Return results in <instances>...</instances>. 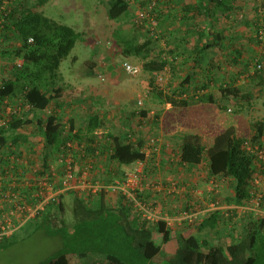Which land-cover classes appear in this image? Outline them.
Returning <instances> with one entry per match:
<instances>
[{"label":"trees","instance_id":"trees-1","mask_svg":"<svg viewBox=\"0 0 264 264\" xmlns=\"http://www.w3.org/2000/svg\"><path fill=\"white\" fill-rule=\"evenodd\" d=\"M45 1L40 0V3L43 4ZM161 1L157 0L151 12V16L156 21V26L153 27L145 20L134 21L136 12L144 7L146 0H100L107 20L119 25L118 31L112 34L116 43L120 45L123 56L135 55L143 60L142 70L148 73V93L156 104L169 103L173 107L183 108L194 102L185 99L187 84L185 83V71L189 76H199L196 71L197 65L209 61L210 57L206 50L213 47L214 43L213 36H208L206 31L208 29L212 31L210 25L216 12L215 9L228 8L230 0H195L193 6L190 3L187 5L185 3L174 4L173 9L170 7L174 13L167 8L168 5L160 6ZM18 2L19 0H0V8L3 7L0 13V36L3 37L1 40L9 42L8 33L15 31L20 43L18 46L13 45L8 47L9 49H4L2 54L10 60L21 58L22 61L20 66L12 64V76L0 85V119L6 107L13 110L6 113V125H0V167L4 177L0 184V204H3L4 193L8 191L20 196L25 195L31 201L30 204L33 203L35 198L31 195L34 193V186L37 184L41 171L47 174L51 165L54 167L57 165L59 169L64 164V161L60 162L57 156L61 151L65 152L61 146L66 140L74 143V149H72L74 154L87 155L81 157L80 163L86 162L89 155L96 158L98 154L101 159L103 156L105 158L103 167L100 164L97 165L101 168L100 172L109 174V178L114 175V172H111V166H114L118 174L122 175L136 161L144 159L141 148L146 143L148 135L158 137L163 143H168L171 150L168 153L173 154L175 164L177 163L180 167L203 166L204 163L209 178L212 180L216 177L222 178L227 182L226 187L229 193L225 195L213 191V197L211 196L208 201L215 207L205 213L198 225H194L193 221L195 219L197 221V216H195L191 219H183L185 226L178 227L177 230L173 229L165 219L159 217L160 213L164 214L167 211L164 204L154 200L149 201L145 195L148 190L157 193L164 191L165 198L177 200L178 191L171 193L167 191L170 181L162 182L156 177H148L150 174H156L157 168L160 167L159 164H153L155 157L149 160L150 164L144 168L143 174L147 178L143 180V183H159L157 187L160 189L148 188L137 194L140 203L152 214L151 216L135 207L133 202L125 199L120 192L117 195H110L104 191L84 193L79 190H64L57 195L55 200L47 203L42 211L26 221L22 227L8 236L0 235V249L15 242L19 231L25 233L31 229L42 230L49 236L59 238L62 243V249L42 264H264V218L254 216L248 211L239 220L232 222L230 219L237 215V207H244L250 202L253 189L259 190L254 183V178L257 171L262 168L258 169L259 159L246 150L244 145L248 140L253 144L258 143L261 147L264 140V120L252 123L253 130L248 139L246 135L240 136L236 127L230 125L215 135L208 145L202 143L198 134L178 132L174 135L177 138L176 141L178 140L176 145V142L171 140L170 142L166 135L162 137L149 133L143 137L137 135L140 123L144 126L147 124L150 127L154 126L158 131L159 116L162 112L160 109L156 112H149V109L140 106L142 101L139 99L135 106L139 109H135L136 112L134 108H132L133 111L130 110V118L136 117L132 118L134 119L132 122L124 124L125 121L128 123L131 119L124 112L119 115L118 122L115 124L116 127H120L118 134L108 131L102 134L103 139H97L95 131L103 126L105 115L101 114L100 109H94L84 112L85 133L83 134L82 129H78L76 135H72L74 117L67 119L65 126L56 113L62 108L61 103L59 105L57 101L62 97H69L71 93L64 84L59 82L60 76L57 70L60 62L68 57L83 34L76 32L71 26L59 23L30 8L16 21H12V5ZM137 2L140 4L138 10L132 5ZM252 2L256 7H261L264 13V0H253ZM164 3L168 4V0ZM185 11L200 13L206 18V27L201 28L197 25L194 17L190 22L189 19L192 18L185 17ZM130 16L133 18L134 31L123 30V33H120L122 30L120 25L125 24V20L127 21ZM260 18L264 20V15L257 16L253 25L258 27L259 21L262 20ZM171 19L178 20L179 24L176 27L178 35L170 39L167 33L170 36L174 31L168 32L169 25L166 24L165 27L163 25L166 20L169 22ZM158 27L162 30L159 31ZM189 32H198L199 36H195L194 39L189 36ZM137 34L144 37V41L136 42ZM256 34L258 38V33ZM29 38H32V42H28ZM158 39L163 41L165 48H160L158 51L149 50L150 45L154 41L158 42ZM203 39L206 41L204 42ZM214 40L223 42L226 39L216 37ZM231 40L235 41V39ZM259 40L260 43L264 42V38L262 40L258 38ZM168 53L172 57L167 58ZM262 54L263 61H260L263 64L262 68L255 69L253 74L248 75L250 80H256L255 84L260 87H264V54ZM178 57H183V59L180 61ZM186 63H191L188 69L185 67ZM167 66L170 80L166 84L163 78L166 77L164 70L168 68ZM179 72L183 79L173 81ZM83 73L89 78L96 77L95 65L93 63L85 65ZM138 73L139 69L134 74H127L134 76ZM205 74L207 76L206 71ZM244 87L239 83L234 85L228 82L221 88L223 97L236 105L233 109L238 115L243 109L242 102L247 101L249 107L254 98V94L242 89ZM92 100L97 102L94 97ZM139 101L140 104H138ZM200 101L213 102L205 96L196 99V102ZM227 104L228 102L225 101L220 106L226 110ZM3 115L5 116V111ZM167 124L164 129L170 127L169 123ZM29 126L34 127V130L28 131ZM34 136H39L41 139L42 151L41 162L36 171H32V163L28 165V160L32 161L31 157H26L27 153L24 156L25 149L30 150L32 145L30 140ZM82 138L87 142L84 146L81 144ZM164 146L162 144V148H165ZM162 153L168 154L165 149ZM4 156H16L21 160L26 157L27 162L9 167ZM24 172L29 176L31 174V177L25 180L28 185L22 183L18 186L19 180L16 179L10 187L8 178ZM93 176L91 182L94 183L96 181ZM109 181L111 179H100L98 182L108 183ZM110 196H115V199ZM189 205L191 206V203L187 201L185 209ZM223 205L234 207L221 208L220 206ZM156 206L160 207V213L155 212L154 207ZM191 209L192 207L187 211ZM1 212L0 209V214ZM193 212L192 209L191 213ZM230 222H232V228L227 231L226 226ZM196 226H198L197 230L206 231L210 239L187 236L190 230L196 229ZM171 243L174 246L172 250L167 247Z\"/></svg>","mask_w":264,"mask_h":264},{"label":"rangeland","instance_id":"rangeland-1","mask_svg":"<svg viewBox=\"0 0 264 264\" xmlns=\"http://www.w3.org/2000/svg\"><path fill=\"white\" fill-rule=\"evenodd\" d=\"M79 4H82L81 7H75V11L78 9V14H70L67 16H63L62 22L67 23L71 25V27L76 32H82L83 35H81V39L77 40L74 48L71 50L70 54L66 59H64L61 62L59 72L63 75L64 80L67 82L68 91H71L69 94L71 98H75L74 102L68 107L61 108V114H60V120L64 123L66 126V120L68 116H74V129H82L83 134L85 133V126L86 123L84 121L86 111H91L94 109H100L101 114H104L105 121L103 126L98 128L99 130L96 132L98 133L97 136H101V138H98V140L103 139L104 136H102L103 133L111 131L115 134H118L119 126L116 127L115 124L118 122L119 115H122L123 112L127 117H129L128 123L125 121L124 124H129L132 122V117L130 118V110L137 105V99L142 100L141 107H145L147 109L152 111H163L162 105L156 104V101L153 100V98L148 93L149 86H148V73L144 72L142 70V62L143 60L135 55H130L128 57H124L123 53L121 51V47L119 44L116 43L113 34L114 32L118 31L119 25L116 23H113L111 21H108L105 18L104 15V7L103 4H101L99 0V5L95 9L96 13V19L93 22V20H88L86 15L82 13L81 9L85 11L87 8L84 7L82 0H74ZM105 1V0H103ZM173 4H175V0ZM177 1V0H176ZM89 2H86L88 4ZM68 4V3H67ZM78 4V5H79ZM69 6H72L71 4ZM76 6V5H75ZM170 7L169 6V10ZM258 10L255 12V17L264 15L263 10L261 7H257ZM173 9V8H172ZM172 9L170 11H172ZM50 15L54 18H58V13L56 9L49 10ZM74 12V10H73ZM174 13V11H172ZM129 15V14H127ZM84 16V17H83ZM132 17L130 16L127 21L125 20V24L120 25V33H123V30L133 32L134 27L132 26ZM239 19V18H238ZM262 19V18H260ZM168 24L167 27L168 32H173L169 36L167 33V37L171 39V37L178 35L176 32V27H178V20L171 19L169 22L167 20L165 21L164 27ZM241 25V28L245 29V27ZM258 27L256 25L252 26L251 31V38L245 39L243 37L244 32L241 31L242 29L239 28V36L235 38L236 46L238 47H251L254 51L252 53L247 52L246 50H242V53L238 54L237 60L239 61L238 66L241 65V63L244 61L245 63H251V72H252V66L256 61H261V48H264L263 44L264 42L260 43V40L258 41V38H256V33H258L261 30V40L264 38V20H260L258 23ZM158 30L161 31L162 29L158 27ZM177 38V37H176ZM255 39V40H254ZM249 40H251L249 42ZM136 42H142L144 41V37L139 36L138 34L135 36ZM165 48V45L163 44V41L161 39H158L157 41H154L150 47L149 50L158 51V49ZM227 50V49H226ZM229 53V51H228ZM224 55V54H223ZM167 58L172 57L168 53L166 56ZM229 57H223V62L227 60ZM5 59V58H4ZM178 59L181 61L183 57H178ZM3 60V59H2ZM0 60V61H2ZM16 63L20 62L19 59H15ZM126 61L131 63L132 65H135L139 69V73L137 75H128L120 68L121 62ZM14 63V64H16ZM93 63L95 65L97 75L96 77H86L83 73V69L85 65ZM107 67H111L108 68ZM241 67V66H240ZM254 73V71H253ZM251 73V74H253ZM177 77H174L173 81H178L182 78L181 73ZM249 74V75H251ZM68 77V78H66ZM181 77V78H179ZM166 82L170 80V77L166 79V77L163 78ZM176 79V80H175ZM245 79V77H244ZM256 80H250V78L240 83L244 88V90L249 91L250 93L254 94V98L251 100V103L249 104L248 108H244L247 104V101L242 102L243 109L240 110V116L238 114L232 112L234 109V103L229 102L228 104H231V112H228L224 109H219V106L217 107L216 103L212 104H204L203 108L208 112L206 116H199L197 118L198 123L195 126L197 131L201 132L205 127L211 128L212 121L208 115H211L214 117L217 122H215V125H219L222 127V129L226 128L227 126H235L237 129V132L240 136H247V139L252 134V123H255L256 121L264 120V87H260L255 84ZM174 82V83H175ZM178 84V83H176ZM67 88V87H66ZM92 97L96 98L97 102H94L92 100ZM237 103V101H236ZM251 107V108H250ZM238 109V108H237ZM174 111L177 113L175 115H167V123L169 125L174 124L176 128V132L174 135H176L178 132H185V114H189L191 111L186 109L185 107L179 108L174 107ZM162 113V112H161ZM160 113V114H161ZM178 115V117H177ZM218 117V118H217ZM241 122V125L243 129L249 130L248 134H245L241 131V128H238V123ZM176 124V125H175ZM166 125V122H165ZM164 125V126H165ZM213 124V126H215ZM173 126V125H171ZM147 132L149 134L155 135V136H163L161 135L154 126L151 128H147L145 126ZM221 129V130H222ZM28 131L34 130V127L29 126L27 129ZM217 130V128L214 127V131ZM73 132V131H72ZM76 134L77 132L72 133ZM169 132V131H168ZM204 132V131H203ZM209 132V133H208ZM208 135L205 133L206 138H202L205 144L208 143V139L213 136V131H207ZM83 134L81 136L83 137ZM167 137V135H166ZM175 137V136H174ZM176 137L173 138L171 141L174 143L176 142V145L178 141H176ZM31 148L30 150L25 149L24 156L31 157V160L28 165L32 163V171L40 165L41 162V139L39 136H34L31 138ZM170 141V140H169ZM170 141V142H171ZM81 144L84 146L87 144L84 138L81 139ZM258 144V143H256ZM259 145V144H258ZM261 147L264 149V140L262 141ZM97 158V159H96ZM95 156L89 155L88 159H92V170H91V177L93 175L95 181H99L100 179L108 180L113 179L116 176H120L121 174H118V171L114 168V166H111L112 171L114 172V175L112 177L108 178L107 173L100 172V166L97 164H100L101 167H103V163L105 162V158L96 154ZM100 158V159H99ZM27 159V158H26ZM96 160V162H95ZM101 160V161H100ZM97 165V166H96ZM162 167V166H161ZM160 173L161 170H157L156 173ZM31 173V172H30ZM263 173V174H262ZM261 173V175L257 176L259 179L258 183V189H254L258 195L261 196V205L258 210V212L255 214L252 209L254 210V205L250 202V205L247 204L244 207H237V215L231 217V221L234 222L236 220H239L246 212H252L254 216H258L259 218H264V190L261 187V183L264 182V171ZM24 176L26 178L31 177L25 173ZM19 178V175L17 176ZM23 177H20L22 179ZM220 191L223 192L224 187L227 185V182H225L223 179H220ZM179 184L178 190L182 189L181 183L177 182ZM219 183V182H218ZM227 188V187H226ZM228 191L229 189H225ZM115 199V196H110ZM256 197V195H255ZM111 199V198H110ZM113 199H111L113 201ZM207 202V207L214 208L215 206L211 205L210 201ZM210 203V204H209ZM231 206L223 205L221 208H229ZM234 207V206H233ZM218 208V206L216 207ZM230 222L226 227L227 231L232 228ZM177 230V229H176ZM226 231V232H227ZM18 236L16 235L17 240L13 242L11 245H9L6 248L0 249V264H42L44 261H46L48 258L56 254L57 252L62 249V243L57 237H52L44 233L42 230H27V232L19 231ZM192 235V236H191ZM187 236L193 237L198 236L199 238H208V234L206 231H198L195 228L189 231ZM169 249L172 250L174 248L173 243L170 244V246H167Z\"/></svg>","mask_w":264,"mask_h":264},{"label":"crops","instance_id":"crops-1","mask_svg":"<svg viewBox=\"0 0 264 264\" xmlns=\"http://www.w3.org/2000/svg\"><path fill=\"white\" fill-rule=\"evenodd\" d=\"M82 1H83L84 7H86V8L88 7L85 11H83V9H81L82 13L86 15L88 20H93V22H94L96 19L95 18L96 17L95 16L96 15L95 9L97 8V6L100 3L99 0H82ZM163 1L166 2L167 0H162L160 3L161 4L160 6H163L164 4L168 5L167 8H169V6H174V4H173L174 1H172V0H168V4L164 3ZM252 1L230 0V2H229L230 6L228 8H224V10L215 9L216 12L214 14V17L211 20L212 24L210 25V27H211L210 29H212V31L211 32L208 31L209 29L206 31L208 36H210V37L213 36V43H214L213 47H209L206 50L207 53L209 54V57H210L208 59L209 61L208 62L204 61L203 63L197 65L196 71L199 74V76L198 75H190L189 76L188 73L185 71V83H187L186 88H185V99L194 101V102H191L189 105L185 106L186 109L191 111L189 114H185V133L198 134L200 136V138L201 137L206 138L205 133L208 135L209 132L207 133V131H213V136L208 139V141H209L208 143H211L212 138L215 135H217L218 133L222 132L225 128L222 129L221 126L215 125V122H217V120H215L213 116L208 115V117H210V119L212 121L211 128L209 127L210 126L209 125L208 127H205L201 132L197 131L196 127H198V126H195L198 123L197 118L199 116H206L208 114V112L206 110L202 109L204 104L216 103L217 107L219 106V109H222V106H220V104H222V102L227 101L229 103L231 101V100H228L225 97H223V94L221 92L222 86H226V83H228V82H232V83H234V85H237V83H239V84L243 83V82H245V80H248V78H249L248 75L252 73L251 72V63L252 62L251 63H245L243 61L240 65L241 66L240 67V66H238L239 61L237 60L238 52L240 54V53H242V50L244 49V50H246V53L247 52L252 53V51H254L252 49V46L251 47L250 46L244 47V48H243V46L238 47V46H236L237 44L235 43V41L231 40V39H235L239 36V28L238 27L241 28L240 24H242L245 27L244 31L241 28L242 29L241 31L244 32L243 37L245 39L251 38L250 37L251 36L250 30L252 29V26L254 24L253 21L255 19H257V17H255V15H256L255 12L258 10L256 5ZM86 2H89V3L86 4ZM182 3H185V5L190 3V5L193 6L195 3V0H185V1H183V0H177L176 1L175 0V5L176 4L181 5ZM70 4L72 6H69ZM78 4L79 3L76 4V2L74 0H46L43 4L40 3V0H19V2L17 4L12 5L13 17L11 18V20L16 21V19L18 17L22 16L23 13L27 12L28 11L27 9L30 8L34 11L42 13L44 16H46L50 19H54L55 21H57L59 23H64V22H62L63 16H67V15L75 14V13L78 14V12H77L78 9L75 11V7L76 8L77 7L82 8V4H79V5ZM144 4H145V2H144ZM132 5L134 6L133 8H135V7L137 8L136 10H138L140 7L139 6L140 4L138 2L133 3ZM52 9L57 10L58 18L57 17L54 18L50 15L49 10H52ZM73 10H74V12H73ZM104 15H105V10H104ZM185 17H191L192 19H189L190 22L193 20V17H194V21L197 23V25H199L201 28L206 27L205 26V19L206 18H204L198 12L194 13L193 11H191V12L185 11ZM105 18H106V15H105ZM210 18H208V19L210 20ZM64 24L71 26L67 23H64ZM16 34L17 33L15 31L8 33L9 42H2L1 39H3V37L0 36V60L3 59L2 61H0V85L3 81H5L7 78L11 77L13 74L12 64L16 63V60L15 59L14 60L8 59L6 57V55L3 56L2 52L4 49H9L8 47H12L13 45H17V46L20 45ZM189 36L194 38L195 36L196 37L199 36V34H198V32H189ZM216 37H222L226 40H224L223 42H219V41L215 42L214 39ZM203 41L205 42L206 39H203ZM249 42H250V40H249ZM9 45H11V46H9ZM228 51H229V53H228ZM261 53L264 54V48L261 50ZM223 54H224V56H223ZM229 56H230V58H227V60H225L223 62V57H229ZM18 59L21 60V58H18ZM60 65H61V62H60ZM60 65H59V68H60ZM188 66H191V63L185 64L186 68ZM59 68H58V70H59ZM107 68H110V67H107ZM58 70H57V72L59 73V76H60L59 82L64 84V86L67 87L66 89H68L67 82L64 80L63 75ZM168 70H169V67L164 70V71H166L165 72L166 79L168 77H170ZM204 70L206 71L208 77L206 76ZM244 77H245V79H244ZM66 78H68V77H66ZM167 83H168V79L166 81V84ZM200 96H205L207 99H209V101L211 99V101H213V102H201V101L196 102V99H200ZM139 99H140V97H139ZM139 99H137V101ZM141 99H140V101H142ZM74 100H75V98L65 96V97H62L59 101H57V103L59 105L61 103L62 108L63 107L68 108L74 102ZM159 105H162L164 110L162 111V113L159 116V130H158V132L163 136L167 135L169 137L168 139L172 140L173 138H175L174 134L176 132L175 131L176 128L174 127V125L173 126L170 125L169 128L166 127L164 129V125H165V122L167 121V119H166L167 115L172 116V115H175L177 113L174 111V107L171 106L169 103H166V104L160 103ZM231 106H232L231 104H227V106L225 108L227 113L231 112ZM133 108H134V112H136L135 109H139V107L135 108V106ZM244 108H248V105H245ZM10 110H11V108L9 109V107H6V109H4L5 114L8 113ZM150 111H152V110H150ZM3 112L1 113L2 118L4 117ZM232 112H235V110H233ZM56 113H57V115H59V118H60L61 110L58 109V112H56ZM240 115L241 114H239L238 116H240ZM70 117H74V116H68L67 119H69ZM134 117L135 116H133L132 118H134ZM177 117H178V115H177ZM213 124L215 126H213ZM166 125H168V124L166 123ZM145 126L150 127L148 124ZM145 126L140 123V125H139L140 130L138 132L139 137H142L143 135L148 133ZM214 127L217 128V130L214 131ZM238 128H241V131L244 132L245 134L249 133V130L243 129L240 121L238 123ZM78 129H73L72 133L77 132ZM98 130L99 129H97L95 132H97ZM202 138H201V141L203 144H205ZM205 145H207V144H205ZM164 149L165 148H162V150H161L162 156H160V158H159L160 160H158V164L160 167H158L157 170L158 171L161 170V172L160 173L158 172L156 174L155 173L150 174L148 177H150V178L156 177L157 179H159L162 182L177 181V182L181 183L182 189L178 190V194H177L178 196L176 197L177 200H174V198H171V199L167 198V197L165 198L166 193L164 191L161 193H157V192H151L148 190L147 192H145L146 193L145 195L148 197L147 199L149 201L154 200L156 202H161L164 204V206L167 209L166 213H164V214L160 213L159 212L160 207H158V206L154 207V209H155V212L157 211L160 213L159 217L162 219H165L168 222V225L171 226V228L178 229V227L185 226V222H182V220L185 219L187 217V215H190V214L197 216V221H195L196 220L195 219L193 222H194V225L195 224L198 225L199 222L202 220V218L205 216V213L208 212L209 210H212L211 207H209V208L207 207L206 201L209 200V198H211V196L213 195V191L215 193H219V192L222 193V191H220V185L222 184V183L220 184V181H221L220 179H222V178L216 177L215 179L213 178L214 180L209 178L207 171H206V167H205L206 165L204 163H203V166H200V165L187 166V165H185V167H180V165H177V163L175 164V162H176L175 160H172V154L166 155L165 153H162ZM148 164H150V163H148ZM148 171L149 170H147V172ZM146 178H147L146 175H144V179H146ZM145 181H148V180H145ZM166 185H167V183H166ZM261 187L264 190V182L261 183ZM225 189H227L226 186L223 189V192L226 195L229 193V191H226ZM111 198H113V197H111ZM187 201H189L191 203V206L189 205V207H186V209H185V204L187 203ZM211 205H213V204L211 203ZM228 206H233V205H228ZM191 207L194 211L193 213H191L192 209L190 211H187ZM179 213H180V215H179ZM197 227L198 226H196V230H197Z\"/></svg>","mask_w":264,"mask_h":264},{"label":"built area","instance_id":"built-area-1","mask_svg":"<svg viewBox=\"0 0 264 264\" xmlns=\"http://www.w3.org/2000/svg\"><path fill=\"white\" fill-rule=\"evenodd\" d=\"M156 2L157 0H146L144 7L140 8L136 12V18L134 21L141 22L145 20L148 21L153 27H155L156 21L151 16V12L155 7ZM2 9L3 7L0 8V13L2 12ZM258 34L259 38H261V30L258 32ZM28 42H32V38H29ZM21 63L22 61L20 60V62H17L16 65L20 66ZM262 65L263 64L261 62L256 61L252 66V73L255 69L260 70L262 68ZM120 68L130 74H134L138 71L136 67L126 61L121 63ZM138 104H140V101L138 102ZM12 111L13 110H10L9 112ZM6 121L7 117L5 114V116L0 119V125H6ZM99 137L101 138V136ZM73 144L74 143L72 141L66 140L65 144L61 146V148L65 152L61 151L57 158L60 162L64 161V164H62L59 169L57 165H55V167L51 165L47 174H44V171L40 170L41 174L37 178V184H35L36 186H34V193L31 195L35 198L33 203L30 204L31 201L29 200V198L27 199L25 195L20 196L19 194L10 193V191L4 193V199L2 200L4 205L2 203L0 204V209L2 210L0 214V235L8 236L18 228L22 227L26 223V221L33 218L40 211H42L47 203L55 200L57 195L64 190H79L80 192L84 193H96L104 191L105 193H108L110 195H117V193L120 192L125 197V199L133 202L135 207L140 210H144L146 213H148V216L152 215L140 203L139 199L137 198V194L142 193L144 189L158 188L157 185L159 183L150 184L149 182H147L146 184H143V172L150 159L156 157L153 164H158V160L161 155L162 144L165 145L164 147L167 153L168 151H171L168 143H163L160 138L148 135L146 137V143L141 148L144 153V159L141 161H136L134 165L128 168L120 177L113 178L108 183L98 181L94 183L91 182V170L93 167L91 163L92 160L87 159L86 162L80 163L81 157L83 158L87 155L84 153H80L79 155L74 154V152H72V149H74ZM244 146L246 150H248L251 154L259 159L258 169H262L257 171L256 177L254 178V183L258 187L259 179L257 178V176L261 175L260 173L264 171V149L261 148L258 144H253L248 140L245 142ZM168 154L172 153L169 152ZM4 159L9 164V167H12L14 165L19 166L17 165V163L26 164L27 162V160H25L26 157L21 160L16 156H4ZM172 160H174L173 154ZM36 168L33 171H36ZM2 171L3 170L0 167V184L4 179ZM24 174L25 172L23 174H20L19 178L17 176H10L8 178L9 186L12 187L16 179L19 180L17 183L18 186L22 183H25V185L27 186L28 183L25 181L26 177L24 176ZM20 177L23 178L20 179ZM178 187L179 186L177 181H170V186L168 187L167 191L170 193L173 191L177 192ZM255 192L256 191L253 189V191L251 192L252 197L250 199V202L252 203V205H254V210L252 209L251 211L256 214L258 210L261 209V196L258 195V193L255 194ZM250 202L248 203L249 205ZM192 215L193 214L187 215L186 218L191 219L195 216Z\"/></svg>","mask_w":264,"mask_h":264}]
</instances>
